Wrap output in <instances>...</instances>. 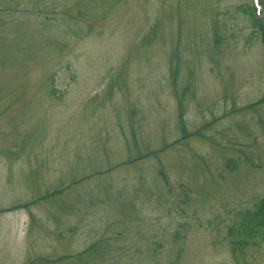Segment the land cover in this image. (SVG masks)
<instances>
[{
	"label": "rangeland",
	"instance_id": "obj_1",
	"mask_svg": "<svg viewBox=\"0 0 264 264\" xmlns=\"http://www.w3.org/2000/svg\"><path fill=\"white\" fill-rule=\"evenodd\" d=\"M242 9L0 0V264H264L241 218L264 198V11Z\"/></svg>",
	"mask_w": 264,
	"mask_h": 264
},
{
	"label": "trees",
	"instance_id": "obj_2",
	"mask_svg": "<svg viewBox=\"0 0 264 264\" xmlns=\"http://www.w3.org/2000/svg\"><path fill=\"white\" fill-rule=\"evenodd\" d=\"M243 13L247 14L244 10ZM243 219H247L242 226L246 236H253L256 234L261 236L264 235V198L258 202L254 211L247 212Z\"/></svg>",
	"mask_w": 264,
	"mask_h": 264
}]
</instances>
